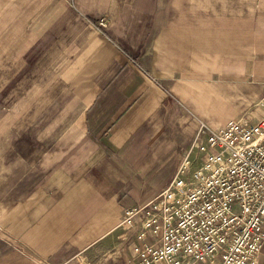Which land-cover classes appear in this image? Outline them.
I'll return each instance as SVG.
<instances>
[{"label":"crops","instance_id":"0c3cea01","mask_svg":"<svg viewBox=\"0 0 264 264\" xmlns=\"http://www.w3.org/2000/svg\"><path fill=\"white\" fill-rule=\"evenodd\" d=\"M263 114L264 0H0V264H131L123 210Z\"/></svg>","mask_w":264,"mask_h":264},{"label":"built area","instance_id":"2783aa9c","mask_svg":"<svg viewBox=\"0 0 264 264\" xmlns=\"http://www.w3.org/2000/svg\"><path fill=\"white\" fill-rule=\"evenodd\" d=\"M131 264H257L264 244V114L204 128L164 188L125 208ZM75 264H89L79 254Z\"/></svg>","mask_w":264,"mask_h":264},{"label":"rangeland","instance_id":"374dc122","mask_svg":"<svg viewBox=\"0 0 264 264\" xmlns=\"http://www.w3.org/2000/svg\"><path fill=\"white\" fill-rule=\"evenodd\" d=\"M173 175H174V174H173ZM172 177H173V176H172ZM172 177H171V178H172Z\"/></svg>","mask_w":264,"mask_h":264}]
</instances>
